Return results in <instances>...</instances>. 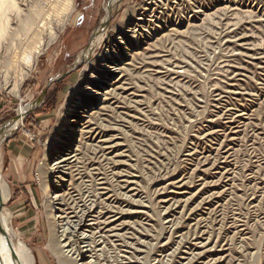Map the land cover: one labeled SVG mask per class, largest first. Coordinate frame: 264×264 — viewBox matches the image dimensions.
Returning <instances> with one entry per match:
<instances>
[{
  "label": "rangeland",
  "instance_id": "1",
  "mask_svg": "<svg viewBox=\"0 0 264 264\" xmlns=\"http://www.w3.org/2000/svg\"><path fill=\"white\" fill-rule=\"evenodd\" d=\"M38 1L19 6L31 12L45 1L51 4L47 14H54L56 0ZM73 2V14L48 47L45 28L47 48L18 96L10 86L24 65L10 70L0 59V127L19 107L38 103L0 145L13 241L29 248L35 264H59L48 246L44 208L41 169L47 148L72 91L92 73L105 43L94 47L89 61L78 63L79 56L90 48L107 13L109 40L125 11L135 8L137 15L147 12V41L122 65L119 81L86 120L79 161L61 178L73 202L66 214L76 222L91 208L100 228L109 211L120 218L117 237L109 233L93 241V252L104 248L97 264H264V0H151L150 5L121 0L111 10L110 0ZM13 16L3 47L20 29ZM51 21L56 29L57 20ZM95 226L87 232L95 234Z\"/></svg>",
  "mask_w": 264,
  "mask_h": 264
},
{
  "label": "bare ground",
  "instance_id": "2",
  "mask_svg": "<svg viewBox=\"0 0 264 264\" xmlns=\"http://www.w3.org/2000/svg\"><path fill=\"white\" fill-rule=\"evenodd\" d=\"M120 1L121 0H110V2L108 4L109 5L108 6L109 7L108 10H111V8L114 9L120 3ZM150 1L151 0H146V5H150ZM20 2L21 3H24V6H25L26 0H0V59H2L3 60L2 63L5 64V65L3 64L4 65L3 67H5V68L7 67L10 70H11V68H15L16 66H18L19 62H21V65H24V67H22L20 69V72L21 73L18 74V77L15 80L13 79L14 82L12 81L13 84H12V86H10V87H12L10 89V92L12 94L16 95V96H18V92H19L21 83L23 82V80H25V78L31 72V70L34 67V65L36 63V60H37L38 56L40 55V53L42 52V50L46 46L48 47V44H50L51 42H54L56 40L57 35H58L57 33L58 32L61 33L60 31H62L65 28L66 24L68 23L71 15L73 14V11H74V2H73V0H56V2H55L56 6H54V7L55 8L57 7V8H56V10H54V14L53 15L50 14V13L47 14V12H46L47 11L46 9L48 8V6L51 5L48 2H46V3H44L45 1L43 3L41 2L40 5L39 4L38 5L35 4L34 5V9L32 11L30 10L31 12H29V11L28 12H23V10H21V8H20V6H21L20 5ZM142 11L143 12L140 15L139 14L137 15V11L135 10V8L127 9L125 11L124 15H123V20H122V24H121L123 26H121V25L119 26L118 25V27L115 28V30H114V34L117 33V35H116L117 37L116 36H113V38H110L109 40H107V38H106V32H107L106 26H107V22H108L109 14L110 13H107L105 19L102 21L101 27L98 29V31L96 33H94L93 41L91 43L90 48L87 49L86 52L82 53L79 56L78 63L89 61V57L91 56V54H92L93 49H94L95 46H97L99 44H102V43H105L104 44L105 45V48H103V50L101 52V55L99 56V60L97 61L96 65H94V64L92 65V66H94L93 70L91 71L92 73L89 74L88 76H86L84 74L83 76L85 78H83V81H82L81 85L78 88H74V90L72 91V93H71V99H70L68 105L66 106L65 111L62 113V115H61V117H60V119L58 121V124L56 125V128L54 129V133H53V136L51 138L49 147L47 148V153H46V156H45V164H44L45 167H44V169L43 168L41 169L42 170L41 172L44 175L43 180H42V186H43V190H44V193H45V196H46L45 205H44L45 207L44 208L46 209L47 218H48L49 226H50V237H49L50 239L48 238L49 239L48 246L52 250V253H54L57 256V258L59 259V264H97V262H96L97 253L99 251L101 252V250H103L104 248L101 249V250L99 248V250H97V251L94 250L95 252H93V248H95V246H96V245L94 247L92 246V244H94L93 241H95V242L98 241V240L96 241L95 238H99V239L102 240V237L105 234H107V235H109V233H113V235L115 233L117 234V229L115 230V228L117 227V225H115V223L120 218L117 219V214L113 213L114 211L113 212H110L109 209H108L109 213H107V217L104 215L103 221L101 220L103 223H101V222L99 223L102 226L101 228H100L99 225L96 224V222L99 221L100 218H95L94 220L91 219V216L89 215L90 213L88 212V210H90L91 208L90 209H88V208L84 209V210H87V212H84L80 216H77L78 217L77 218V221L76 222H73L71 220L72 217H69V215L66 214V210H67L66 207L69 206V203H70V205L73 204V202L70 200L71 197H69V194L68 193H67L68 194V198H66L67 197L66 191H68V190L65 189V187L63 185H61V184H63L62 181H61V178H63V175L64 176L67 175V173L65 174V172L67 170H69L70 168H72V166L74 165V163L76 161H79L78 160V156L80 154L79 153L80 152L79 151V149H80V146L79 145H80V142H81V139H82L81 137L84 136L85 124L87 123L86 120H88L89 118H91L90 117L91 116L90 115V112L92 110L96 109L99 105H102L104 99L107 98L106 95H108L107 93H109V89L110 88H113L117 84V82L119 81L120 75L124 71L122 69V67L125 66V64H126L127 61H129L130 59L134 58V54H136L139 50H141V48L143 47L145 41H147V36H146L147 34L145 33V31H147V26H146V23L144 22L145 21V18H147V16H146L147 12H146L145 9H143ZM13 15H15V17ZM10 16H13L14 17L15 22H17L16 21L17 19L18 20L20 19L19 20L20 21L19 22L20 29L18 28V30H15L14 29L13 32L11 31L12 33L10 35H12V37L9 38V39H11V41L9 42V45L7 47L6 46L3 47L4 44H2V42L4 41V39H6V36H8L7 33H8V30H9V26H10ZM52 18L54 20H57L56 21V24H55L56 25V29L52 28V25H50V22H52L51 20H53ZM140 24L142 25V27H140L141 26ZM45 28L48 29V31L46 32V35H45V38L47 39V41L45 42L46 43V46L43 45V35H44L45 31H46ZM28 48H29V51L27 53L25 51L22 52L23 49H28ZM0 66H1V64H0ZM3 67H1V68H3ZM1 71H3V70H1ZM8 71L9 70H7V72ZM7 72H6V74H4L5 76L3 75L4 77H6L8 75ZM14 72H16V71H14ZM4 82H5V80H4ZM6 83H8L7 80H6ZM9 84H11V83H9ZM36 106H38V103H35V104L32 103V104H29L28 106H25V107L24 106L19 107L16 110V116H15V118L12 119L10 122L6 123L5 125H3L2 127H0V145L4 142V140L6 138H8L10 136L11 133L15 132L22 125V123H23L24 118L26 117V115L30 111H32L33 109H35ZM114 114H115V112H114ZM88 122H89V120H88ZM95 123H96V120H95ZM99 130H101V129H99ZM230 141L232 142V140H230ZM94 146H96V145H94ZM95 148H97V147H95ZM91 162H92V160H91ZM200 164H201V162H200ZM99 165H100V163H99ZM261 169H263V168H261ZM257 171H255V172L257 173ZM192 172H194V171H192ZM78 179H81L80 176H79ZM72 181H73V178H72ZM126 183H128V182H126ZM81 185H82V183H81ZM83 187H85V186L83 185ZM75 188H77V187H75ZM75 188H73V189H75ZM78 193L80 194V192H78ZM79 194H78V196H79ZM10 195H11V193L9 191V187L7 186L6 182L3 180V178L0 175V264H35L34 258H33L32 254H31L29 248L23 242H21L19 240H17L16 243L13 241L14 235H13L12 229H10V227H9V224H10V216L11 215H10L9 211L6 210V204H7V202L10 199ZM111 195H112V193H111ZM75 197H77V196H75ZM79 199L81 200V198H79ZM75 200H77V198ZM82 202H83V200L81 201V205H82ZM183 202L185 203L186 201H183ZM89 203H90V201H89ZM134 203L132 202V204H134ZM137 203H139V201L136 202V204ZM178 203H177V205H178ZM129 205H131V204H129ZM137 206L144 207V206H142V204L141 205H137ZM93 209H94V207H93ZM168 209H170V207ZM182 209H185V208L183 207ZM121 211H122V209H121ZM91 212H92V210H91ZM105 212H107V211H104V213ZM130 213L132 214L133 212H130ZM135 213H134V215H135ZM145 213L146 212H144L143 214H145ZM73 214L75 215V213H73ZM138 214H139V212H138ZM180 215H182V214H180ZM139 219H141V218H139ZM175 221H174V223H175ZM95 225H97V226H95ZM162 225H163V223H162ZM93 226H95L96 227L95 229L98 230V231L95 234L91 233V231L90 232H87L88 230L92 229ZM123 226H124V224H123ZM129 226H131V225H129ZM159 228L160 227H158V229ZM144 231H146V230H144ZM92 232H94V231H92ZM207 235H209V234H207ZM114 236L117 237V235H114ZM149 237H151V236H149ZM104 238L105 237H103V239ZM129 238H130V236H129ZM105 239H107V238H105ZM100 243H102V242H100ZM123 243H125V241ZM104 245L105 244H103V246ZM166 245H168V244H166ZM202 245L204 246V244H202ZM144 247H145V245H144ZM200 247H201V244H200ZM201 248H199V249H201ZM95 253H96V255H95ZM205 253H204V255H205ZM150 254H151V252H150ZM257 254H258V252H257ZM187 255H188V253H187ZM193 255L194 254H192L191 257ZM195 256H197V254H195ZM202 256H203V254H202ZM99 257H100V255H99ZM198 258L201 259V257H199V256H198ZM211 262H209V263H211ZM115 263H116V261H115ZM199 263H202V262H199ZM205 263H206V261H205ZM207 264H208V262H207Z\"/></svg>",
  "mask_w": 264,
  "mask_h": 264
},
{
  "label": "crops",
  "instance_id": "3",
  "mask_svg": "<svg viewBox=\"0 0 264 264\" xmlns=\"http://www.w3.org/2000/svg\"><path fill=\"white\" fill-rule=\"evenodd\" d=\"M0 103H1V101H0ZM0 106H1V105H0ZM9 146H10V148H9L10 150L13 149V147H14L13 145H10V144H9ZM6 147H8V143H7ZM9 149H8V151H10ZM9 154H10V152H9ZM11 154H12V153H11ZM20 157H21V156H20Z\"/></svg>",
  "mask_w": 264,
  "mask_h": 264
}]
</instances>
